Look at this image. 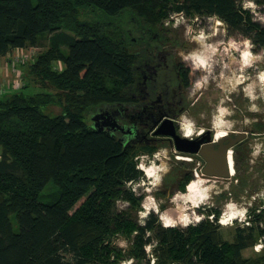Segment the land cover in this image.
<instances>
[{"label":"trees","instance_id":"obj_1","mask_svg":"<svg viewBox=\"0 0 264 264\" xmlns=\"http://www.w3.org/2000/svg\"><path fill=\"white\" fill-rule=\"evenodd\" d=\"M174 12L214 16L228 35L264 50V27L240 0H0V60L36 49L27 75L63 104L49 115L26 85L0 93V264H103L100 246L121 227L152 234L165 252L163 264L264 261L242 255L256 241L252 226L236 228L234 241L221 244L209 221L186 229L162 227L154 214L142 226L131 221L127 212H137L141 200L125 187L139 176L131 157L153 143L126 145L118 134L91 127L99 108L129 101L150 40ZM49 183L59 197L42 202ZM120 200L126 209H118Z\"/></svg>","mask_w":264,"mask_h":264},{"label":"rangeland","instance_id":"obj_2","mask_svg":"<svg viewBox=\"0 0 264 264\" xmlns=\"http://www.w3.org/2000/svg\"><path fill=\"white\" fill-rule=\"evenodd\" d=\"M240 5L242 10L251 15L254 22L264 27V0H240ZM162 25L160 37L167 45L166 49L176 61L198 73L192 85L191 96L204 93L200 98L201 106L207 105V99L214 97L218 100L214 115L230 127L235 120L226 106H223V100L229 97L231 90L238 88L242 78L246 79L250 66L257 67L260 77L264 74V50L256 51L250 40L244 37L228 35L225 25L214 16H185L174 12L163 20ZM48 38L49 36L42 40L40 52L48 48ZM30 52L29 49L25 53ZM33 53H37V50ZM33 55L35 57L36 54L31 57ZM17 57L18 53L15 51L0 60V67L4 66L11 71L9 76L0 73L1 82L10 90L11 87L14 89L16 84L20 87L26 85L27 89L23 90L27 93L41 95L38 102L45 113L58 114L63 104L56 97L57 92L51 88H42L36 80L27 75L30 58L18 62ZM259 81L263 95L259 102L262 117L260 134L252 137L254 139L249 141V147L235 154V169L230 179L214 180L202 177L196 170V162L192 159L183 160V156L181 158L174 152L173 145L162 139L154 141L152 148L140 147L134 150L131 159L136 164L139 176L127 182L125 187L141 200L137 212H127L131 221H136L137 225L142 226L149 215L154 214L157 224L177 229H186L198 226L202 221H209L221 244L234 241L236 228L252 226L257 229L253 237L259 244L256 247L258 251H255L252 245L244 250L243 254L252 259L264 255V82L261 78ZM208 88L210 91L207 93ZM198 112L203 114V109ZM181 118L180 125L186 122L194 125L196 121H200L193 110L182 114ZM198 129H203V126L199 125ZM188 176L190 180L184 183ZM199 177L203 179V187L191 191L188 184L196 182ZM58 197L59 190L53 183H49L42 191L40 199L48 203L56 201ZM231 205L237 209L238 215L229 221L230 224L228 222V225H223L222 216L224 212L232 209ZM127 206L128 203L118 201L119 210L126 209ZM11 221L14 230H17L13 216ZM147 237L150 242L141 245ZM252 240L249 242L252 243ZM159 247V242L152 234L147 233L141 237L135 230L121 227L100 246L99 259L103 264H106L107 260L109 264H163L166 255L158 249ZM254 252L259 255L252 257ZM166 264H183V260L168 259ZM261 264H264V261Z\"/></svg>","mask_w":264,"mask_h":264},{"label":"flooded vegetation","instance_id":"obj_3","mask_svg":"<svg viewBox=\"0 0 264 264\" xmlns=\"http://www.w3.org/2000/svg\"><path fill=\"white\" fill-rule=\"evenodd\" d=\"M151 44H153L152 47L149 48L143 61L137 66L139 75L129 101L124 104L109 106L112 111H115L114 117L117 123L125 126V128L131 127L133 132L137 134L136 137H131L122 143L126 145L154 143L157 139H162L170 145L172 142L168 137L158 138L151 135L149 127L152 121L160 115H165L172 118L176 130L182 132L181 116L193 110L200 121L194 123L192 136L187 137L185 132H182L183 135L192 141L200 142V145L207 142L213 143L217 149V139L214 138L217 130L215 125L217 117H215L214 112L217 110L216 103L218 100H215L214 97L211 100L207 99V105H202V107L200 98L204 93L200 92L193 97L191 96L192 85L195 83L198 73L192 72L190 67L176 61L172 53L166 49L167 45L162 41L160 35L151 39L149 45ZM134 52L139 54L135 50ZM188 80H190L189 84H187ZM259 80V70L256 66H250L246 79L242 78L238 88L231 90L229 97L227 96L223 100V106H226L227 111L231 112V117L235 122L233 121L234 123L229 127L221 121V128L226 130L227 135L245 133L247 136V140L234 147L233 157L240 150L249 147V141L254 139L252 137L260 134L262 117L259 102L263 95ZM220 89L222 88L220 87ZM207 91H210L209 88ZM200 109H203V114L198 112ZM143 112L145 115H141ZM199 125H202L203 129H198ZM115 134H118V138L120 137L119 132ZM226 142L224 141V143ZM191 159L197 163L198 167L205 164L197 156ZM183 160L190 159L183 157Z\"/></svg>","mask_w":264,"mask_h":264},{"label":"water","instance_id":"obj_4","mask_svg":"<svg viewBox=\"0 0 264 264\" xmlns=\"http://www.w3.org/2000/svg\"><path fill=\"white\" fill-rule=\"evenodd\" d=\"M144 113L141 115H145ZM114 114L115 111H112L109 106L99 108L91 116V127L97 132H108L111 134L119 132V141L136 137L137 134L133 132L131 127L125 128V126L117 123ZM174 124L172 118L160 115L152 121L149 132H151L153 137H168L172 142L174 152L180 155V157L183 156L191 159L197 156L202 160L205 163L204 166L196 169L202 177L214 180L230 179L229 152H232L233 158L234 147L247 140L245 133L225 134V136L216 140V149L213 143L207 142L204 145H200V142L190 140L181 131H177ZM224 141L227 142L224 143Z\"/></svg>","mask_w":264,"mask_h":264},{"label":"crops","instance_id":"obj_5","mask_svg":"<svg viewBox=\"0 0 264 264\" xmlns=\"http://www.w3.org/2000/svg\"><path fill=\"white\" fill-rule=\"evenodd\" d=\"M244 57V56H243ZM244 59H245V57H244ZM206 63V62H205ZM2 72V74H4V75H8L9 76V72H11L10 70H9V68H6V67H4V66H1L0 67V73ZM261 81H263L264 82V74H262L261 75ZM189 123H191V122H189ZM183 124V123H182ZM192 124V123H191ZM193 125V124H192ZM216 128L217 129H221V130H224L225 131V133H226V130L225 129H222L221 128V120H220V118L219 117H217L216 118ZM193 127H194V125H193ZM232 154V153H231ZM232 175V174H231ZM202 181H203V179H201L200 177H199V180H197L196 182H194V181H192L191 183H189L188 185H189V187H194L193 189H191L190 188V190H192V191H196L198 188H202L203 187V185H202ZM232 206V205H231ZM231 208V207H230ZM232 209H234V212H232ZM232 209H230L229 211H226V212H224V215H226V216H228V214H229V212H231V217L229 218V221L230 220H233V218H235V216L236 215H238V214H236L237 212H236V208L235 207H233L232 206ZM241 214H242V212H241ZM223 215V216H224ZM222 216V217H223ZM237 217V216H236ZM221 223V222H220ZM221 224H223V225H227V224H224V223H221ZM257 246H259V244H257V241H255V243H254V247H255V251H258L257 249H256V247ZM248 248H250V247H248ZM248 248H246V249H248ZM246 249H244V250H246ZM244 250L242 251V255H243V257H245V258H249L250 256H244V254H243V252H244ZM254 256H252V257H256L257 255H259L258 253L256 254V252H254V254H253ZM253 259H255V258H253Z\"/></svg>","mask_w":264,"mask_h":264},{"label":"bare ground","instance_id":"obj_6","mask_svg":"<svg viewBox=\"0 0 264 264\" xmlns=\"http://www.w3.org/2000/svg\"><path fill=\"white\" fill-rule=\"evenodd\" d=\"M219 24H220V22L217 23V25H219ZM180 126H181V129H183V131L185 132V134H186L187 137H190L189 135H191V134L194 133V128H193V125L191 123L186 122L185 124L180 125ZM225 134L226 133H225L224 130L217 129L214 138L215 139H220L221 137L225 136ZM231 153L232 152L230 151L229 152V157H228L229 158V166H230V175L234 173V169H233L234 162H233V158H232V154ZM186 159H189V158H186ZM190 188L193 189L194 187H190ZM230 215H231V212H229L228 216L224 215L222 217L221 221L224 224H227L229 222V218L231 217ZM230 221H232V220H230ZM230 223L231 222H229L228 224H230Z\"/></svg>","mask_w":264,"mask_h":264},{"label":"built area","instance_id":"obj_7","mask_svg":"<svg viewBox=\"0 0 264 264\" xmlns=\"http://www.w3.org/2000/svg\"><path fill=\"white\" fill-rule=\"evenodd\" d=\"M26 51L27 50H17L16 51L18 53V57H17L18 62H23V60H27L28 58H31L32 54H35V53H33V51H35V49H30L31 52L29 54L25 53ZM18 86H19V84L15 85V87H18ZM7 90H8L7 87L4 86V82H1V80H0V93L1 94L5 93V92H7Z\"/></svg>","mask_w":264,"mask_h":264}]
</instances>
